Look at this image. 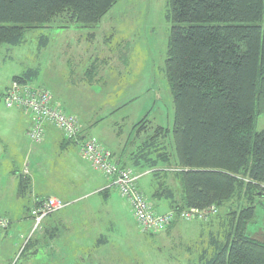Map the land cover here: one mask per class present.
I'll return each instance as SVG.
<instances>
[{
    "label": "rangeland",
    "instance_id": "1",
    "mask_svg": "<svg viewBox=\"0 0 264 264\" xmlns=\"http://www.w3.org/2000/svg\"><path fill=\"white\" fill-rule=\"evenodd\" d=\"M167 1L119 0L95 26L83 28L73 23L60 28L59 20H55L44 28L25 30L18 46H0V209L10 213L11 221L10 228L0 230H8L0 241L1 263L202 264L203 253L210 256L213 251L211 237L216 244L223 243L226 233L233 229L230 214L239 211L235 202L217 208L216 215L205 219H179L169 232L140 230L128 203L113 188L105 192L106 197L99 192L49 216L36 232L29 229L28 207L35 200L32 194L45 198L51 192L65 201L59 190L66 184V177L73 175L58 149L27 138L32 114L7 109L2 93L14 76L36 72V79L26 86L54 90L62 97L60 110L80 120L85 136L111 148L114 143H128L127 152L132 154L136 152L134 147L161 127L169 131L166 152L174 157V104L165 73L172 27L166 20ZM90 64L94 65V75L88 78L81 71L89 69ZM145 118L148 132L141 129L139 135L135 125ZM262 131L264 113L254 124L255 133ZM72 148L79 150L76 143ZM129 168L139 173L134 166ZM145 174L137 182L139 191L149 200L150 186L156 188L157 181L149 171ZM22 179L30 181L24 190L19 189ZM168 181L180 194L179 182L171 176ZM76 189L83 192L89 187ZM150 203L154 206L157 202ZM254 207L246 234L264 242V195L256 198ZM63 221L68 228L60 227ZM17 223L24 225L23 232H17ZM27 242L30 246L20 256Z\"/></svg>",
    "mask_w": 264,
    "mask_h": 264
},
{
    "label": "trees",
    "instance_id": "2",
    "mask_svg": "<svg viewBox=\"0 0 264 264\" xmlns=\"http://www.w3.org/2000/svg\"><path fill=\"white\" fill-rule=\"evenodd\" d=\"M118 1L0 0V46H18L25 30L55 20L60 28L95 26ZM167 6L172 27L165 73L174 104V157L166 152L169 131L157 127L133 153L132 165L157 181L149 201L164 200L175 213L159 233L169 232L182 211L235 202L239 211L230 214L233 229L223 243L211 237L213 251L204 252L200 262L264 264V242L246 234L256 198L264 195V131L254 132L256 118L264 113V0H168ZM36 77L29 72L12 82L26 85ZM135 128L139 135L141 129L148 132L146 118ZM65 140L80 143L82 138ZM169 176L179 182L180 194ZM29 183L20 180L19 189ZM107 190L101 191L105 197ZM34 204L28 207L32 224Z\"/></svg>",
    "mask_w": 264,
    "mask_h": 264
},
{
    "label": "built area",
    "instance_id": "3",
    "mask_svg": "<svg viewBox=\"0 0 264 264\" xmlns=\"http://www.w3.org/2000/svg\"><path fill=\"white\" fill-rule=\"evenodd\" d=\"M30 86V85H29ZM27 87L13 83L8 88V93L4 96L6 108L21 106L24 110L32 114L35 125L27 133V138L35 143H41L44 138L43 124L48 122L53 124L62 136L75 141L82 135L83 127L78 119L60 110L52 100V95L46 90ZM57 125V126H56ZM79 157L88 163L89 167L99 172L109 185L126 200L134 221L140 230L146 232L159 233L168 228L175 219L174 212L157 214L153 210V205L137 187V179L140 178L131 169L123 168L114 160L113 155L104 149L94 137L84 138L79 145ZM135 174V175H134ZM32 212L33 224L32 233L40 229L42 222L50 215L56 214L67 207V203L58 198L35 199ZM217 213L215 206L205 209H189L182 211L178 218L183 221L193 219H205ZM10 225L7 218L0 216V230L6 229Z\"/></svg>",
    "mask_w": 264,
    "mask_h": 264
},
{
    "label": "crops",
    "instance_id": "4",
    "mask_svg": "<svg viewBox=\"0 0 264 264\" xmlns=\"http://www.w3.org/2000/svg\"><path fill=\"white\" fill-rule=\"evenodd\" d=\"M91 66L92 65L90 64L89 65V69H87V70L84 69V70L81 71V73L84 72L83 76L91 78L94 75V71H93V73L89 72ZM72 68H74L76 70L75 67L72 66ZM76 71L78 72L79 70H76ZM43 89H46V88H43ZM46 90H48V89H46ZM48 91L52 95L53 103L55 105L60 106L59 102L62 101V97L58 96L54 92V90H52V89H50ZM61 109H62V107H61ZM79 122H80V120H79ZM27 123L29 125V120L27 121ZM82 126H83V131H84V125H82ZM82 137H90V136H85V134L83 133ZM73 143H76L78 146L80 144L78 142H73ZM101 143H100V145L104 149H106V150H108L109 152L112 153L113 158L115 159V161L121 167L129 168V165H132L130 160H131V158L133 156V153L130 154V153L127 152L128 143H124V144L123 143H119L116 146H115V143L113 145L111 144V146H113V148H111L110 145H107V143H103V142H101ZM43 145L46 146V148L48 147V148H56V149H58L59 153L63 157V163H64L65 167H67V169H70L71 174L73 175V176H70L68 178L66 177V180H67L66 184L64 185L63 188H60V190H59L60 194L63 197L66 198L65 202L70 203L69 207L77 206L85 199V197L95 195L96 193H99L102 190H105V189L109 188L108 183L106 182L104 177H102L101 174L97 173L96 171L91 169L87 164H85L84 162H82L80 160L79 153H78L79 150L77 151V150L72 148V142L68 143V141H66L64 139L62 134L57 129H55L54 127H52L51 125H48V124H44V138H43L42 144L40 146H43ZM40 146H38V147H40ZM134 148H135V151L137 152L139 150L140 146L138 145V146H136ZM139 155H140V153L138 154V158H140ZM140 161L144 163V160L140 159ZM85 166H87L93 172V174H90L89 172H87ZM145 173L141 174L140 172L139 173L137 172L138 175H141L140 179L143 176L146 175ZM100 179L102 180V182L100 181ZM50 180H51V177L48 178L47 182H50ZM138 182H137V186H138L139 190L141 191ZM46 185L50 186V184H47V183H46ZM105 185H107L106 188H104ZM82 186H87V187H89V189H86L83 192H78L76 187H82ZM150 188L152 190L151 193H153L155 188L152 187V186H150ZM50 193L51 192H49V195L47 197H45V198H42L43 196H41V197H39V195L37 196L36 193L35 194L33 193L32 197H33V199L34 198L35 199L58 198L56 196L51 195ZM150 195L151 194H149V196ZM31 202H33V200H31ZM30 207H31V203L29 204V208ZM154 209L159 214L168 213L170 211L169 203L164 201V200L157 201L156 205H154ZM8 215H10V213L8 211L0 209V216L4 217V218H7V220L10 223V226H9V228H10L11 227V221L9 220V216ZM30 222H31V224H30V228L29 229L32 230V221H31V219H30ZM177 223H178V221L175 224H177ZM20 224L17 223V226L19 227L17 229L18 233L23 232V226L24 225L20 226ZM67 224L68 223L66 221H63L60 224V227L68 228ZM174 228H172V230ZM27 229H28V227H27ZM27 229H26V231H27ZM7 232H8V230L6 232L5 231H3V232L0 231V241H3L5 239V237L7 236ZM0 260H1V257H0ZM0 264H3V263H1V261H0Z\"/></svg>",
    "mask_w": 264,
    "mask_h": 264
},
{
    "label": "bare ground",
    "instance_id": "5",
    "mask_svg": "<svg viewBox=\"0 0 264 264\" xmlns=\"http://www.w3.org/2000/svg\"><path fill=\"white\" fill-rule=\"evenodd\" d=\"M10 86H11V84H10ZM10 86H9V87H10ZM9 87H8V88H9ZM32 87H33V88H36V89H41V87H37V86H32ZM8 88L5 89V91L3 92L2 96H1L2 101H3V104H4V96L8 93ZM4 106H5V104H4ZM7 109H19V110H21V111H26V110H24L21 106H16V107H13V108H7ZM30 122H31V127H30V129L27 131V133L30 132V131L32 130L33 126L35 125V121H34L32 118H30Z\"/></svg>",
    "mask_w": 264,
    "mask_h": 264
}]
</instances>
